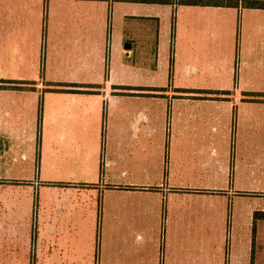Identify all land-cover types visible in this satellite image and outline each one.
<instances>
[{
	"label": "crops",
	"instance_id": "crops-1",
	"mask_svg": "<svg viewBox=\"0 0 264 264\" xmlns=\"http://www.w3.org/2000/svg\"><path fill=\"white\" fill-rule=\"evenodd\" d=\"M117 3L125 9L130 4L173 8L171 29L175 25L182 32L179 42L176 33L174 56L191 58V65L204 62L207 85L174 78L164 86H131L109 76L102 85V73L99 86L81 83L63 91L47 85L53 70L89 67L53 60L43 74L35 44L42 45L45 33L48 37L49 16L56 36L75 29L88 37L93 31L94 40L98 25L89 15L98 4ZM233 11L239 24L231 21ZM153 12L142 19L159 21ZM199 23L205 24L197 31ZM226 26L240 44L237 73L225 68L233 60V54L224 59ZM68 46H76L62 49L71 60L95 53L90 42L71 39ZM128 47L123 52L133 56V45ZM5 57L13 70L0 80V173H24L32 160L37 176H0V264H115V252L108 243L102 246V238L111 245L120 209L130 206H140V221L147 224L140 264H264V9L241 3L0 0V72ZM214 79L218 84H208ZM129 96L151 98L129 117ZM163 99L167 105L156 109V100ZM166 117L172 127L168 136ZM21 126L27 129L12 130ZM139 143L143 156L146 147L152 156L140 158V177L119 180L126 171L116 167H123ZM16 157L21 168L13 162ZM45 164L51 165V176L42 175Z\"/></svg>",
	"mask_w": 264,
	"mask_h": 264
},
{
	"label": "rangeland",
	"instance_id": "rangeland-1",
	"mask_svg": "<svg viewBox=\"0 0 264 264\" xmlns=\"http://www.w3.org/2000/svg\"><path fill=\"white\" fill-rule=\"evenodd\" d=\"M158 9H160L159 11L161 12H156L158 11ZM172 10L173 8L167 6H155V8H149L148 6L143 7L130 4L125 9L122 5L118 3L113 6H110L109 8L98 4L97 11L92 12L89 15L90 18H88L89 22L92 21L91 23H94L95 20V24L98 25L97 30H95L94 40L92 36L93 31H90V38L86 35H79L75 29L64 30L65 34L67 35L65 37H63V31L60 37L56 36L57 27L53 25L54 18L52 16H49L48 20L51 25L48 37L45 33V35L42 36L44 37V42L42 43V45H39V43L35 44L36 53L34 55H37V53L41 49L39 58L41 60L43 58V74L45 73L46 66L54 62L53 60L58 61L59 64L61 63V61H64L65 65L67 66H73L75 63H78L80 65L89 63V67L86 69L83 68L82 70L78 71L67 68L61 69L59 71L53 70L48 73L49 76H46V84L58 86L60 87L59 89H62L63 91H65V88L68 87H82L81 83H86L88 85L98 83L96 85L99 86L101 84L98 81L101 78H97V76L98 73H102L104 75L102 85L104 84L105 78H108V76L112 81H118L121 79V81H124V83H128V85L131 86L140 84H146L150 86L157 84L164 86L169 85L171 80L174 78H179L181 81L187 82L192 85H207V83L203 81V69L200 67L202 65H205L204 62L194 63L191 65V58H185L184 56H181V54L179 56L178 51V57L174 56L173 49H175L174 41L176 39V33L177 41L179 42V37H182V32L181 28L176 27L175 25L173 27V31L171 29L173 16ZM153 11H155L156 14L158 13L157 16L159 17L160 22L158 20L155 21L152 18H150L149 20L142 19L143 16L154 13ZM227 11L228 10L225 11V14L229 15ZM221 13L224 12L221 11ZM181 16L182 15L179 13L178 20L181 19ZM67 20H71V18H68ZM240 20L241 17H239L238 12L233 11L231 21L234 22V24H239ZM227 21H229L228 18ZM203 24L205 23H199V26L195 27L197 31L202 29ZM235 30H237V26ZM225 37L228 39L225 43L224 59H229L233 54V60L229 63H226L225 68L228 71V69L231 68L230 66H232L234 71L237 73L239 71V58L236 57L235 54L237 53V51H239L240 47V44L238 46L237 43V34L236 32L235 34H233L230 28L226 26ZM71 39H74V43H76V41L78 40L86 44L90 42V48H95V53L88 49L90 51V55L86 56L84 53H82V56L71 60L70 57L62 51V49H68L69 51H71L72 49H74V47H76L68 46V43ZM48 40L51 41L52 47L49 45ZM125 40H127L128 42H125ZM202 42L206 43L205 40ZM131 45H133L134 54L133 56L128 57L125 55V52H123V48ZM86 46H82L81 49L84 50V47L87 49ZM85 56L87 58H85ZM5 58L6 59L2 61L1 65L0 80H6L5 78H9L6 75L2 74H8L9 71L13 70L10 68V61L7 60V57ZM174 63H176L177 68L175 71H171L170 66L174 65ZM190 68L193 71L190 70ZM190 72L194 73L190 75ZM52 73L57 75H50ZM191 76L193 77L191 78ZM215 80L216 79L210 80V83L208 84H218V81ZM236 82H238V77L236 79ZM44 92L47 93L48 91ZM2 95L6 94L3 93ZM140 97H144V99L140 100L142 99ZM150 98L151 96H139L133 98L129 96V117H131L133 113H140V104L149 103ZM64 103L69 104L71 103V101L65 99ZM160 103L161 104H158L156 100V109H162L165 105H167L166 99H163V101H161ZM21 106L25 108L28 107V109H30L32 107V104H25L23 102ZM133 107L137 109V111H133ZM103 118L105 120H108L109 117L107 118L105 115V117ZM169 122V119H167L166 117L164 120V125L165 134L167 136L170 135L172 132L171 122ZM16 129L18 130V132H21L25 131L27 127L21 126L17 128H12V130ZM105 134L106 132H104V138ZM160 134L162 135V132H160ZM100 135L102 137V134ZM145 145L146 144L144 143V146ZM140 146L142 145L139 143V145H136L134 147V151L128 155V159L122 162L121 165H123V167L120 165L116 167L117 171H119L120 173L126 171V173L123 175V179L119 180L131 181L133 180L132 177H140V172L144 169L142 165H140V158L142 162L148 161V154L146 153H149L151 155V148L149 149L146 147V151L148 152H146L143 156L144 153L140 151ZM129 148H132V146L130 145ZM97 152L99 153V150ZM104 158L105 157H103V161ZM24 159L28 161L27 158ZM20 160L21 158L18 157L13 159V162L18 161L16 163V166L18 168H21ZM24 166V173H0V176L2 175L5 178H11L16 176L19 177L21 175H26L32 178H34V176H37V173L33 169L34 165L32 164V160L25 163ZM72 169H74V167H72ZM50 170L51 165L45 164L42 170V175L51 176ZM147 170L151 171V168H148ZM123 205L124 204H122L121 206ZM102 209L103 207L102 205H100V210ZM140 217V206L122 207L120 209V220L114 223L116 226V236L111 239V245H109L108 237L102 238V246L105 247V243H108L110 251L115 252V260H118V262H116L115 264H140V251L143 249L144 245L147 244V240L144 233V229L147 224H144L143 226L140 221ZM108 218L109 216H107V219ZM155 232L157 231L155 230ZM103 235H105V233H103Z\"/></svg>",
	"mask_w": 264,
	"mask_h": 264
},
{
	"label": "trees",
	"instance_id": "trees-1",
	"mask_svg": "<svg viewBox=\"0 0 264 264\" xmlns=\"http://www.w3.org/2000/svg\"><path fill=\"white\" fill-rule=\"evenodd\" d=\"M131 3L192 5V6H218L238 7L240 3L244 8L264 9V0H119Z\"/></svg>",
	"mask_w": 264,
	"mask_h": 264
},
{
	"label": "water",
	"instance_id": "water-1",
	"mask_svg": "<svg viewBox=\"0 0 264 264\" xmlns=\"http://www.w3.org/2000/svg\"><path fill=\"white\" fill-rule=\"evenodd\" d=\"M129 47H130V46H129ZM129 47H128V48H129Z\"/></svg>",
	"mask_w": 264,
	"mask_h": 264
}]
</instances>
